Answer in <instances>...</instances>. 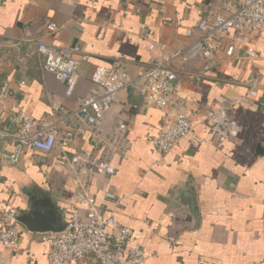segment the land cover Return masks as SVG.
<instances>
[{
    "label": "crops",
    "instance_id": "1",
    "mask_svg": "<svg viewBox=\"0 0 264 264\" xmlns=\"http://www.w3.org/2000/svg\"><path fill=\"white\" fill-rule=\"evenodd\" d=\"M227 0H0V86L9 77L10 102L35 117L54 116L58 102L76 109L93 86L97 65L120 64L132 76L148 68L156 43L169 52L191 40L202 17L227 15ZM55 23L58 30L49 32ZM257 58H222L213 70L198 68L186 76L178 68L179 102L194 125L192 135L162 154L149 141L162 124L163 112L146 105L140 84L119 92L101 130L88 127L69 148L106 157L115 172L91 175L89 191L101 213L131 228L130 244H140L146 264H264V29L249 36ZM22 42L14 61L13 42ZM38 43L57 48L79 46L80 78L72 96L44 68ZM22 82H25L22 84ZM257 86V95L250 90ZM237 122L236 137L220 140L201 120L221 97ZM124 125V128L121 126ZM0 129L13 128L0 108ZM193 140L196 143H193ZM12 144L0 156V215L13 206L18 215H50L49 226L64 227L85 210L70 198L75 188L60 152L37 160L28 148L18 164L8 160ZM195 189L193 216L179 191ZM111 194L113 197L108 196ZM16 250L0 242V264H49L48 234L31 231L19 220ZM1 229V220H0ZM71 264H97L94 257Z\"/></svg>",
    "mask_w": 264,
    "mask_h": 264
},
{
    "label": "built area",
    "instance_id": "2",
    "mask_svg": "<svg viewBox=\"0 0 264 264\" xmlns=\"http://www.w3.org/2000/svg\"><path fill=\"white\" fill-rule=\"evenodd\" d=\"M88 1L94 3L96 0ZM226 4L227 15L202 17L195 31L187 30L186 34L192 40L184 47L165 52L156 43L149 44L153 58L148 68L136 76L120 64L97 65L91 75L93 86L88 97L74 110L54 102V116L35 117L10 102L14 92L11 79L6 77L2 81L0 108L13 130L7 133L0 129V156L8 144H12L8 153L11 164H18L28 148L40 152L36 158L45 163L46 154L58 150L61 160L69 168V178L75 188L70 200L85 210L84 215H73L62 230L48 234L49 264H71L88 257H94L97 264H146L143 246L130 244L131 228L120 226L113 215L105 217L89 191V177L114 174L113 166L106 157L79 151L70 154L68 150L79 136L86 134L88 127L101 130L119 92L132 84H140L146 105L163 112L157 135L149 137L159 152L168 154L192 135L194 125L180 107L177 66L186 76H193L196 68L203 71L216 69L222 58H257L256 51L249 45V36L264 29V0H227ZM47 30L55 32L58 26L51 22ZM11 46L13 59L17 61L22 55V42H13ZM38 51L44 56V68L65 86V94L72 96L80 78L81 47L57 48L38 43ZM250 95H257L256 85ZM227 101L221 96L201 120L222 141L236 137L239 132L237 122L227 115ZM18 216L11 205L1 211L0 242L6 249L19 247L22 232L17 226Z\"/></svg>",
    "mask_w": 264,
    "mask_h": 264
},
{
    "label": "water",
    "instance_id": "3",
    "mask_svg": "<svg viewBox=\"0 0 264 264\" xmlns=\"http://www.w3.org/2000/svg\"><path fill=\"white\" fill-rule=\"evenodd\" d=\"M264 150L261 146H258V153H263ZM178 200L185 206H187L188 211L191 215L195 216L197 212V202L195 196V189L193 186H190L186 190H180ZM18 220L23 223L29 230L31 231H44V230H62L64 227L60 229H55L49 226V222L52 221V217L50 215H45L44 213L31 212L28 214H22L18 216Z\"/></svg>",
    "mask_w": 264,
    "mask_h": 264
}]
</instances>
